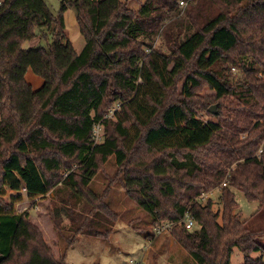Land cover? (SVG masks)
<instances>
[{
  "label": "trees",
  "instance_id": "obj_1",
  "mask_svg": "<svg viewBox=\"0 0 264 264\" xmlns=\"http://www.w3.org/2000/svg\"><path fill=\"white\" fill-rule=\"evenodd\" d=\"M69 7L86 42L80 53L66 34ZM39 30L48 45L25 48ZM30 68L45 79L39 89L26 79ZM260 72L264 0H146L137 10L127 0H62L57 15L45 0H2L0 264H67L55 258L31 210L15 212L24 186L29 198L65 189L104 215L99 226L114 224L118 213L89 186L113 155L128 195L153 226L173 222L171 233L196 264H232L235 248L242 264H264L252 256L264 251V226L248 227L235 192L258 202L251 220L264 215ZM182 76L180 96L170 97ZM206 86L214 92L202 93ZM87 214L80 212L81 225L68 206L54 217L58 226L67 217L77 232L103 234Z\"/></svg>",
  "mask_w": 264,
  "mask_h": 264
},
{
  "label": "rangeland",
  "instance_id": "obj_2",
  "mask_svg": "<svg viewBox=\"0 0 264 264\" xmlns=\"http://www.w3.org/2000/svg\"><path fill=\"white\" fill-rule=\"evenodd\" d=\"M45 1L52 12L57 15L60 11L62 0ZM145 1L127 0V4L137 10ZM64 16L67 37L77 52L80 53L84 49L86 42L77 21L76 9L69 7L65 11ZM49 41L51 39L45 40L39 30L38 36L25 42L24 47L29 49L47 46ZM26 79L32 84L34 89L41 88L45 83V79L36 74L31 68L26 72ZM184 79L185 76H182L178 80L176 91L171 90L169 92L170 97L172 95L180 96ZM213 92L207 86L202 90L204 94ZM114 117L115 114L112 115V118ZM116 170V160L113 155L103 164L101 170L89 185L97 194H104L102 201H106L119 215L118 220L114 224L107 225V230H105L104 224L102 226L97 224L100 218L104 216L102 213L98 215L96 211H89L87 204L83 208L85 199L82 198L79 201V199L70 196L65 189L60 195L51 190L45 196L29 198L26 196L27 193L24 186L20 191L23 198L13 204L14 210L16 213L31 210V222L42 231L46 241L52 247L55 258L67 264H136L140 259L145 260L147 264H196L194 257L175 239L171 231L158 234L155 237L147 235L154 227L151 222V215L143 210L133 197L128 195L126 189L118 181L120 175L117 174ZM66 175L67 172H65L64 176ZM60 186H62V182L57 185V187ZM235 192L240 204L241 217L246 220L248 227L258 228L264 226V215L254 220L250 219L258 209V202L249 201L239 189ZM8 193V196H10L12 191L9 189ZM220 193V189L210 193V196L214 199V208L217 210L221 207L218 199ZM210 196L207 195L206 199ZM61 206H68L70 210H74L77 225L84 224L87 220L79 215L80 212L88 213L86 215L88 220H93L98 231L103 234H98L95 229H92L93 233H90V229L85 233L82 231L77 232L75 227H71V219L67 217L63 218L60 226L56 225L54 212L56 208ZM101 212L103 211L101 210ZM86 227L89 228L88 226ZM109 228L110 230L108 231ZM262 242L264 244V236L262 237ZM252 256L263 257L264 259V251L254 252ZM131 259H135V261L132 262ZM244 260V253L235 248L232 264H242Z\"/></svg>",
  "mask_w": 264,
  "mask_h": 264
},
{
  "label": "built area",
  "instance_id": "obj_3",
  "mask_svg": "<svg viewBox=\"0 0 264 264\" xmlns=\"http://www.w3.org/2000/svg\"><path fill=\"white\" fill-rule=\"evenodd\" d=\"M1 4H2V0H0V5ZM232 73L234 74V76H240L241 75L239 68H237L236 66L232 67ZM259 76H264V72H260ZM119 109H120V105H117L116 107H114L112 109V113L110 116L114 115L115 111L119 110ZM94 134H95V138L97 141H99L102 138V125L101 124L96 125V127L94 129ZM263 145H264V143H263ZM226 185H227V182L222 183V186H226ZM24 189L27 191L26 186L24 187ZM207 195H209V194H203V196H202L203 201L206 200ZM183 222L186 224V226L188 228L194 227L195 223H196L195 220L189 214H187L185 216ZM172 227H173V222L170 220H166V221H162V222L158 223L156 226H154L153 230H154L155 234L158 235L161 233H165L167 231H171ZM131 261L134 262L135 259H131ZM136 264H147V263L145 262V260L140 259L136 262Z\"/></svg>",
  "mask_w": 264,
  "mask_h": 264
},
{
  "label": "water",
  "instance_id": "obj_4",
  "mask_svg": "<svg viewBox=\"0 0 264 264\" xmlns=\"http://www.w3.org/2000/svg\"><path fill=\"white\" fill-rule=\"evenodd\" d=\"M209 110H210L212 113L216 114V113L218 112V110H217V104H213V105L209 108Z\"/></svg>",
  "mask_w": 264,
  "mask_h": 264
}]
</instances>
